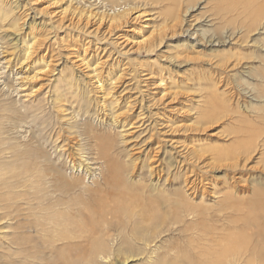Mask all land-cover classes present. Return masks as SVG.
<instances>
[{
    "label": "rangeland",
    "instance_id": "1",
    "mask_svg": "<svg viewBox=\"0 0 264 264\" xmlns=\"http://www.w3.org/2000/svg\"><path fill=\"white\" fill-rule=\"evenodd\" d=\"M120 1L4 0L6 8L14 13L4 32L0 31L3 56L9 60L0 76V163L8 168L1 174L0 188L10 193V185L13 192L24 195L29 184L37 180V174L50 175L57 169L73 181L91 184L90 173L97 167L99 158L97 145L93 139L79 134L80 128L75 126L90 121L94 131L100 137L105 136L110 118L104 112L113 110L110 101L114 100L117 101L115 110L120 109L129 118L127 121L135 125L139 122L128 134L124 133L123 139L116 134L118 130L112 133L124 152L121 160L126 169L142 170L148 159L153 158L157 161L154 160L155 168L172 170L169 172L173 179L170 181L174 182L171 189L180 187L184 178H190L194 187L191 191L195 192L200 206L197 210L200 216L193 219L197 225L188 231L189 235L178 231L160 235L143 251V261L137 264H150L157 255L152 253L156 247H163L157 251L162 255L169 244L175 247L193 244L189 253L201 264H214L220 258L226 237L239 231L237 241L243 243L242 250L248 248L247 244L252 250L260 238L258 233L264 228V138L255 137L258 146L243 167L244 148L239 142H246V138L232 133L247 129L259 131L264 127V33L252 27L254 15L259 6V10L264 8L261 6L264 2L190 0L193 5L198 3L189 12L186 9L180 12L184 21L179 24L172 19L176 15L174 0ZM124 1L137 8L141 5L136 9L141 15L133 11L118 25L109 24L110 29L106 23L100 26L96 13L103 11L107 3L115 7L114 4ZM255 3L258 7H254ZM258 15L264 17V13ZM204 20L212 22L199 29L208 30L212 35L208 39L201 34H195V40L187 38L184 32L194 33V26L202 25ZM14 26L18 28L15 30ZM247 28L255 31L249 32ZM213 38L219 39L221 45L211 46L208 41ZM29 41H36L34 52L22 64L23 45ZM148 43L155 44L154 52L145 51ZM95 67H99L104 77L102 92L92 80L91 70ZM65 80L71 81L67 84L73 88ZM60 82L66 85L63 83L62 91L67 102L63 98L62 104L57 94ZM85 93L90 95L87 106L90 114L85 118L80 113L81 117L75 121L72 115L78 116L79 110L83 112L77 107L76 98ZM5 108L9 109L4 111ZM184 146L189 147L187 157ZM28 148H42L46 159L39 162L18 156ZM80 148L84 150L78 153ZM26 159L39 163L37 171L26 173ZM236 162L238 168L234 167ZM52 176L56 178V174ZM53 179L48 177L45 181L53 182ZM199 219L204 223L199 224ZM259 247L264 253V244ZM118 258L114 264L121 263V257Z\"/></svg>",
    "mask_w": 264,
    "mask_h": 264
},
{
    "label": "bare ground",
    "instance_id": "2",
    "mask_svg": "<svg viewBox=\"0 0 264 264\" xmlns=\"http://www.w3.org/2000/svg\"><path fill=\"white\" fill-rule=\"evenodd\" d=\"M116 1L118 2V0ZM116 1L114 0V2ZM261 1L264 2V0ZM126 2L122 4L119 3V5L116 3L114 4L116 5L115 7H113V5L111 6L110 3H107L105 6L106 8L103 11L96 13V16H99L97 19L99 25L101 26L105 23L108 24V27L109 24L118 25L119 22L122 21V19H125L126 16H129L133 11H136V9H139L141 7V5H139L138 8L133 7L132 5H130V2V4H126ZM172 3L175 8H173V13L176 14L172 16V19L175 22L182 24L184 18L182 16V18L180 17V12H183V9H186V11L184 10L185 12L193 10L198 2L193 5L194 2L190 0H174V2L172 1ZM263 5L264 4H262L261 6ZM251 6H253V4ZM254 7H258L256 6V3ZM259 8L254 15L255 18L252 17L253 19H255L252 22H255V26L252 27H254L256 31H259L261 32V34H263L264 19H261L262 16L258 14L264 13V8H261L260 10ZM9 9L8 6L6 8L4 0H0V31H2L6 27V24H8L7 22L12 16L11 13H14L12 9ZM96 9L99 10L100 8ZM135 13L139 14V16L141 15V12L139 10ZM183 15L185 16V14ZM96 16L95 18H97ZM181 19L183 20L181 21ZM210 22L212 21L204 20L202 25L197 24L196 26H194V33H191L190 30H186L184 32L186 33V37L191 40H195L197 36L195 34H201L202 37L207 38L208 35L211 34V32L208 34V30L201 31L199 28L207 27L206 25H208ZM197 26L198 29L195 28ZM17 28L18 27L16 26L15 30ZM234 30L236 31V29ZM250 30L252 31V33L255 31H253L252 29ZM97 31H99V28H97ZM247 32L248 31H246V34ZM200 41L198 42L196 40L195 42H197L198 44L200 43ZM219 41V39L218 41H215L213 38V40H209L208 42L211 46H219L221 45ZM19 42L20 39H17L18 44ZM35 42L36 41H29L23 45L24 55L22 59L24 60L23 63L21 62L22 64H24L25 61H27L31 54L34 52L33 49L35 46ZM140 43L142 44V41ZM1 44L2 42H0V76L4 74L3 70L7 68V65L9 64V60H7L3 56L4 49H2ZM146 48H148V50ZM146 48L145 51H148V53L154 52V49H156L155 44L152 43H148V47ZM98 68L99 67L92 68V80H95V86L97 85V89L103 90V85L101 84L104 80V77H102V73L99 72ZM262 79L264 80V77H262ZM160 81V84L164 83L163 80L160 79ZM70 82L71 81H67L65 83L66 85H69L67 83ZM113 82L114 81H112V83ZM60 83L57 84V94L59 97L58 100H60L62 104L63 98L65 102L67 101L65 100V95L62 91V85L64 82L61 84ZM172 83L175 84L174 82H171V84ZM111 84L110 86L113 87ZM171 84L169 85V87L171 86ZM20 86L22 85L20 84ZM69 86H71V84ZM71 88L73 87L71 86ZM109 89L110 88H106V91H109ZM89 96H87V93L82 95V97L80 96L81 98L77 97L76 95V97L79 98L78 100L76 98V102L79 104V106L77 107H80L79 109H81L83 112H79V110L77 112L79 114L78 116H73V112H71V118L75 119V121H77L81 116H85V118H87L86 115L90 114L87 109V106L91 101H89ZM262 98V100H264L263 96ZM110 102V106L111 108L113 107V110H105L106 112H104V114L106 113V115L110 118V121L108 120L110 122V126L107 131L108 133L106 132L107 134L105 133V136L103 135L100 137L98 133L94 131L96 129H93V124L90 121L84 123L80 122L82 126L80 125V123L79 127L75 126L77 128H80L79 134L81 133L82 136H85L90 140L93 139V142L95 143V145H97L96 154L99 158L97 160V167H95L94 169L92 168L93 172L90 173V175H92V182H90L91 184L78 182L76 180L73 181L72 179L68 178L69 175L67 176L66 174L61 172L60 169H57V171H53L52 169L54 174H37L39 175L37 177V180H34L35 182L32 181V183L29 184V186L25 189L24 195H21V192H13L12 186L10 185V193L9 191L5 193L6 190H3L4 187L0 188V264H114L113 261L115 259L119 261L118 257H121L122 260L120 261V264H137L138 262L143 261L141 257L143 251L151 247V245H153L155 240L158 239L160 235L173 231H178L181 234L189 235L188 231L192 230V228L197 225L195 223L196 221L193 219L200 216L197 211L200 210V206L196 203V199L194 196L195 192L191 191L194 189V187L192 183H190V178H184V180L181 182L180 187L171 189L170 186L171 182L173 181H170V179L172 178L171 173L169 172L172 170L168 171L167 169V172L155 168L153 166L155 159H148V164H146L145 167H142L144 168L142 170L139 167V169L137 170L128 168L126 169V167L123 165L124 161L122 162L123 159L121 160V158L122 156H124V152L119 147L120 142L118 144V142L115 141L116 139H113V136H115V134L112 133L114 130H118L116 134L120 135V137L123 139V135L128 134V132H130V130L132 129L131 127H133L135 124L130 123L131 121H127L129 120V118L127 119V117L124 116L123 112H121L120 109L115 110L114 106L117 101L115 102L114 100H112ZM107 106L108 105H106V107ZM83 107H86V109H83ZM9 108H5L4 111L8 110ZM80 113H82L81 116ZM260 119H263V117H260ZM138 123L136 125H138ZM232 134H241V137L246 138V142H239L241 144L240 146L244 148L242 159H244L243 167H245L246 163L250 159V156L255 152V149L258 146V144L255 143V137L264 138V127L259 131L252 132L251 129H247V131H234V133ZM92 147L93 146H91V148ZM182 148H180L179 150L181 151ZM184 148L186 150L185 155L187 157L189 154V147L184 146ZM40 149L42 150V148ZM40 149L33 150L28 148L20 152L18 156L22 158L39 160L40 162V160L46 159V154L44 152L43 154ZM82 150L84 149H81V151L79 150L78 153L83 152ZM84 153L86 152L84 151ZM242 155L240 154L241 157ZM78 156H81V154H79ZM28 160L26 159L27 162L24 164L26 173H30L32 170L37 171V169L39 168V163L35 160L32 162H29ZM87 160L88 159L84 160V162ZM155 162L157 161L155 160ZM5 166L6 165L0 163V178H3L1 177L2 172L8 169L5 168ZM237 166L238 163L236 162L234 167L236 168ZM165 172H167L168 175H166ZM55 174L56 178L53 179L52 175ZM13 176L15 175L13 174ZM45 177H52L54 181L47 182L45 181ZM162 177L164 181H162ZM137 178H139V180H137ZM154 178H157L159 181L157 182L153 180L154 182H156L154 183L152 181V179ZM174 180H176L175 177ZM202 195L203 197L205 196L203 193L201 194V196ZM201 200L203 202V198ZM187 219H190L193 224H188ZM199 220V224L204 223L202 219ZM179 224H182V226L176 229L175 227ZM241 231L243 232V230ZM238 234L228 235L225 239L226 242L223 245L219 243V245L222 246V248L220 249L221 254L220 258L214 264H264V253L259 250L262 249L259 246L264 244V228L262 230V233H258V236L260 238L256 243L257 246L255 245L252 250L249 249L251 245L248 246V244L247 246H245L248 248L242 250L244 246H242V242L237 241V239L240 240V238H238ZM242 234L243 233H240V235ZM200 239H202V237ZM197 242H199V240ZM192 247H194L193 244H184L176 247L173 246V244H169L165 247L166 251L162 255L158 254L157 251L159 252V249H163V247H156V249L152 253H155L154 255H157L156 257H154V259H152V256L149 257L150 259H152L150 264H201L197 257H194L192 252L189 253L188 250H190V248ZM231 255L232 257H229ZM197 261L199 262L197 263Z\"/></svg>",
    "mask_w": 264,
    "mask_h": 264
}]
</instances>
